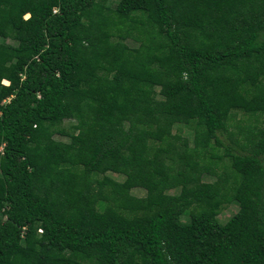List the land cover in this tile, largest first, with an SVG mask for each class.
Masks as SVG:
<instances>
[{"label":"trees","instance_id":"1","mask_svg":"<svg viewBox=\"0 0 264 264\" xmlns=\"http://www.w3.org/2000/svg\"><path fill=\"white\" fill-rule=\"evenodd\" d=\"M0 145V264H264V0H0Z\"/></svg>","mask_w":264,"mask_h":264},{"label":"rangeland","instance_id":"2","mask_svg":"<svg viewBox=\"0 0 264 264\" xmlns=\"http://www.w3.org/2000/svg\"><path fill=\"white\" fill-rule=\"evenodd\" d=\"M114 1H117V0H114ZM238 120L248 121V122L250 121L248 119L247 115H243L242 113L236 111L235 112V117H234V122L235 123H238ZM68 123H69L68 121H65V125H68ZM178 130H181V132H182L183 135H187V131H185L183 129H180L178 127V125H175L173 131L174 132H178ZM55 137L57 139H62V140H66L67 139L66 137H63V136H61L59 134L55 135ZM221 138L223 139V141L226 144H229L230 143V141L227 139L226 135L221 136ZM110 175L113 176V177H115L118 180H121L122 179V177L119 176V175H117V174L111 173ZM212 179H213L212 177L207 176V177H205L204 180L207 181V182H211ZM132 193L135 194V195H137V196H143L145 194L144 193V190L142 188H134V189H132ZM237 209H238V205L236 203H234V202H232L230 204L224 205L222 207V209L220 210V213L217 216L218 220L220 222H222V223L225 222V221H227V219L230 216H232L237 211Z\"/></svg>","mask_w":264,"mask_h":264},{"label":"clouds","instance_id":"3","mask_svg":"<svg viewBox=\"0 0 264 264\" xmlns=\"http://www.w3.org/2000/svg\"><path fill=\"white\" fill-rule=\"evenodd\" d=\"M2 149H3V145H0V152H2Z\"/></svg>","mask_w":264,"mask_h":264},{"label":"built area","instance_id":"4","mask_svg":"<svg viewBox=\"0 0 264 264\" xmlns=\"http://www.w3.org/2000/svg\"><path fill=\"white\" fill-rule=\"evenodd\" d=\"M54 11H56V10L54 9Z\"/></svg>","mask_w":264,"mask_h":264},{"label":"bare ground","instance_id":"5","mask_svg":"<svg viewBox=\"0 0 264 264\" xmlns=\"http://www.w3.org/2000/svg\"><path fill=\"white\" fill-rule=\"evenodd\" d=\"M4 83H6V82H4Z\"/></svg>","mask_w":264,"mask_h":264}]
</instances>
